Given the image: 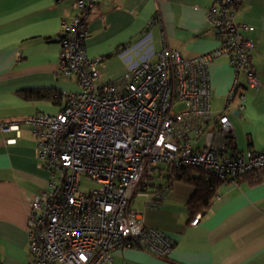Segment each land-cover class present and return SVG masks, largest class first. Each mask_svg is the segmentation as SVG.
I'll return each mask as SVG.
<instances>
[{
	"label": "built area",
	"instance_id": "obj_1",
	"mask_svg": "<svg viewBox=\"0 0 264 264\" xmlns=\"http://www.w3.org/2000/svg\"><path fill=\"white\" fill-rule=\"evenodd\" d=\"M59 1H70L73 14L62 22L58 73L74 77L78 89L57 94L62 100L58 112H39L21 122L34 135L37 158L50 175L49 188L30 201L29 262L113 264V252L131 246L168 257L174 239L146 226L143 214L132 208L157 175L168 179L164 194L182 167L221 182H236L264 167V149L235 147L227 112L236 98L243 109L245 88L261 85L252 60L256 44L244 34L253 27L236 21L246 0H212L207 20L220 39L216 48L184 57L164 44L112 80L102 78L104 57H91L86 50L98 0ZM157 21L155 15L150 24ZM221 57L229 59L235 79L225 108L215 113L209 65ZM19 127V122L0 124L1 131ZM86 179L95 186L84 190Z\"/></svg>",
	"mask_w": 264,
	"mask_h": 264
},
{
	"label": "crops",
	"instance_id": "obj_2",
	"mask_svg": "<svg viewBox=\"0 0 264 264\" xmlns=\"http://www.w3.org/2000/svg\"><path fill=\"white\" fill-rule=\"evenodd\" d=\"M212 0H98L89 19L86 50L104 57V80L122 76L132 66L157 53L165 44L184 57L216 48L219 36L207 20ZM70 1L0 0V124L19 122L18 130H0V264H30L28 218L30 201L49 188V172L37 158V143L25 118L61 110L57 92L77 90L74 77L58 73L62 22L71 18ZM155 15L159 21L150 24ZM236 21L252 30L244 34L255 42L253 63L261 85L245 88L244 108L239 99L227 112L240 151L264 149V0H246ZM212 109L225 108L235 79L226 57L209 65ZM241 84L244 77L240 75ZM30 88L48 90V96L25 98ZM157 175L147 194L137 195L132 208L143 214L146 226L174 239L168 257L139 246L113 252V264H264V167L221 182L210 208L198 224H191L188 203L196 187ZM162 193V194H161ZM158 195H162L157 199ZM219 195L220 198L216 196ZM153 200L150 202L149 200Z\"/></svg>",
	"mask_w": 264,
	"mask_h": 264
},
{
	"label": "trees",
	"instance_id": "obj_3",
	"mask_svg": "<svg viewBox=\"0 0 264 264\" xmlns=\"http://www.w3.org/2000/svg\"><path fill=\"white\" fill-rule=\"evenodd\" d=\"M57 92V94H59ZM21 94L27 98H42L48 96V90L43 88H30L25 89ZM253 172V171H252ZM251 174V172L246 173ZM176 179L186 180L190 183H193L196 187V190L190 199L189 206V217L192 219L197 213L201 212L205 214L206 211L210 208L213 198L217 192V187L221 183L219 180L207 181L204 177V174L197 168L194 167H182L176 171Z\"/></svg>",
	"mask_w": 264,
	"mask_h": 264
},
{
	"label": "rangeland",
	"instance_id": "obj_4",
	"mask_svg": "<svg viewBox=\"0 0 264 264\" xmlns=\"http://www.w3.org/2000/svg\"><path fill=\"white\" fill-rule=\"evenodd\" d=\"M93 186H95V184H94V182H92L90 179H86V180H84V182H83V184H82V188H83L84 190L89 189V188H91V187H93Z\"/></svg>",
	"mask_w": 264,
	"mask_h": 264
}]
</instances>
